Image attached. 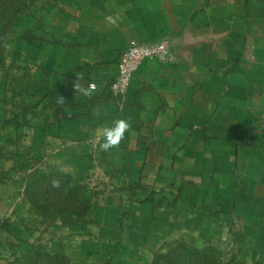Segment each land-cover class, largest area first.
Instances as JSON below:
<instances>
[{
    "label": "crops",
    "instance_id": "crops-1",
    "mask_svg": "<svg viewBox=\"0 0 264 264\" xmlns=\"http://www.w3.org/2000/svg\"><path fill=\"white\" fill-rule=\"evenodd\" d=\"M108 16L119 19L111 24ZM51 18L26 58L35 60L28 83L54 123L60 158L76 163L78 147L90 149L78 136L91 141L128 119L119 149L100 154L113 157L114 180L212 182L226 192L216 197L264 213V0H79L54 8ZM161 41L174 61L144 62L118 93L113 84L128 47ZM77 76L85 88L97 85L91 97L74 90ZM138 196L125 206L150 199Z\"/></svg>",
    "mask_w": 264,
    "mask_h": 264
},
{
    "label": "rangeland",
    "instance_id": "rangeland-1",
    "mask_svg": "<svg viewBox=\"0 0 264 264\" xmlns=\"http://www.w3.org/2000/svg\"><path fill=\"white\" fill-rule=\"evenodd\" d=\"M70 1L79 3L0 0V264H171L180 254L207 264H264V213L216 197L226 192L212 182L114 180L113 157L103 159L97 138L85 136L77 140L90 149L78 147L76 163L59 157L54 123L28 83L35 60L26 52H35L54 8ZM138 195L150 199L127 208Z\"/></svg>",
    "mask_w": 264,
    "mask_h": 264
},
{
    "label": "built area",
    "instance_id": "built-area-1",
    "mask_svg": "<svg viewBox=\"0 0 264 264\" xmlns=\"http://www.w3.org/2000/svg\"><path fill=\"white\" fill-rule=\"evenodd\" d=\"M146 61H156L167 64L174 61V54L165 41L152 44L134 43L123 54L118 70V76L113 84L116 91L126 93L138 69ZM264 127V115L261 120Z\"/></svg>",
    "mask_w": 264,
    "mask_h": 264
},
{
    "label": "clouds",
    "instance_id": "clouds-1",
    "mask_svg": "<svg viewBox=\"0 0 264 264\" xmlns=\"http://www.w3.org/2000/svg\"><path fill=\"white\" fill-rule=\"evenodd\" d=\"M119 16L106 17V20L115 24ZM77 80L73 83V88L76 92L82 93L84 96L91 97L97 91V85L95 83H89V85L85 88L83 83L81 82L83 78L81 76H77ZM65 99L63 96H58L56 103L58 105L64 104ZM95 114L97 117L100 115V109H96ZM131 129V122L128 119L118 118L116 119L111 126H103L102 128L97 130V140L98 146L101 151L108 152L111 150H118L122 141L125 139V134L128 133ZM52 186L54 188L60 187L59 180H53Z\"/></svg>",
    "mask_w": 264,
    "mask_h": 264
},
{
    "label": "trees",
    "instance_id": "trees-1",
    "mask_svg": "<svg viewBox=\"0 0 264 264\" xmlns=\"http://www.w3.org/2000/svg\"><path fill=\"white\" fill-rule=\"evenodd\" d=\"M53 174L54 175H59L60 173H53ZM170 261H172L171 264H205L206 263L205 261H202V260L198 261V260H195V259H192V258H186L182 254H180L179 256L177 255V257H175V258H171Z\"/></svg>",
    "mask_w": 264,
    "mask_h": 264
}]
</instances>
